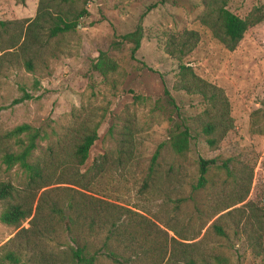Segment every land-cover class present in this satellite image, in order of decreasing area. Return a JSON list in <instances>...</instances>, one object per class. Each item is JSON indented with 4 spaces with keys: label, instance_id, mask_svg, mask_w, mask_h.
Masks as SVG:
<instances>
[{
    "label": "rangeland",
    "instance_id": "obj_1",
    "mask_svg": "<svg viewBox=\"0 0 264 264\" xmlns=\"http://www.w3.org/2000/svg\"><path fill=\"white\" fill-rule=\"evenodd\" d=\"M37 3L0 0V133L28 123L40 131L37 143L43 148L70 125L73 115L91 117L98 121L97 137L81 166L85 169L109 152L112 136L125 129L132 144L130 160L119 168L109 165L92 191L158 221L177 205V225L186 234L197 230L204 211L208 214L217 202L242 192V185L247 188L245 199L232 206L238 210L222 217L226 235L217 238L218 248L225 264H264V253H252L241 224L250 213H264V20L249 26L235 48L227 50L200 22L201 0H89L86 14L72 30L46 39V24H39L36 32L41 43L47 42L20 49L24 21L35 17ZM227 7L244 18L254 7L262 9L264 0H228ZM48 9L54 11L50 5ZM183 29L195 30L199 39L182 62L222 88L232 127L215 149L197 135L190 139L185 157H176L164 143L173 122L203 108L199 95L172 88L178 61L164 51V40L166 33ZM132 31H138V47L131 55L132 41L121 36ZM11 42L16 45L8 48ZM27 56L32 57V71L23 66ZM107 60L113 69L107 68ZM160 143L164 144L151 162ZM200 158L215 161L208 167L205 186L194 190ZM178 162L179 180L175 187L166 185L165 168ZM19 176L16 166L0 171V178L13 183ZM144 181L148 186L144 187ZM21 225L27 226V220ZM14 232L0 222V245ZM67 247L65 233L60 231L53 241L22 250L21 261L61 264V251ZM96 262L117 264L103 254ZM0 264L10 263L0 260Z\"/></svg>",
    "mask_w": 264,
    "mask_h": 264
},
{
    "label": "trees",
    "instance_id": "obj_2",
    "mask_svg": "<svg viewBox=\"0 0 264 264\" xmlns=\"http://www.w3.org/2000/svg\"><path fill=\"white\" fill-rule=\"evenodd\" d=\"M88 1L38 0L35 17L24 21L26 27L19 48L25 50L33 42L37 46L47 42L41 43L36 32L39 24H46V39L72 30L77 20L86 14L85 4ZM201 2L200 22L227 50L235 48L249 26L264 20V7H254L241 18L228 9V0ZM49 5L54 8L53 12L49 11ZM121 37L132 41V55L138 47V31ZM198 39L195 30L183 29L166 33L164 40V51L178 61L172 88L197 94L203 103V108L193 116H180L178 121L173 122L164 143L176 157H185L190 139L197 135L208 148L215 149L232 127L229 102L222 88L203 79L187 62H182ZM15 45L11 42L8 48ZM31 58L27 56L23 59L27 71L33 68ZM107 62V68L113 69L112 61ZM97 126L98 121L91 117L79 119L78 114L73 115L70 125L43 148L37 143L41 138L40 131L28 123L16 124L0 133V171L6 172L16 166L20 174L17 183L0 178V222L15 230L0 245V260L25 264L21 261L22 250L38 247L44 241H53L61 231L65 233L68 245L61 251L64 256L61 264H98L96 257L99 254L117 264H225V257L217 243V238L226 235L221 219L232 210L239 209L232 206L245 199L247 188L239 185L242 192L217 202L208 214L204 211V219L197 230L186 234L177 225V205L158 221L92 191L96 179L108 170L109 165L123 167L132 156L128 132L120 130L112 136L111 150L100 154L88 167L81 169L97 137ZM164 143L157 146L151 162H154L158 149ZM37 148L40 153L35 155ZM214 161V158L198 159L194 190L205 186L208 167ZM180 169V162L169 163L164 170V183L175 187ZM243 179L244 176L242 182ZM143 185L148 186V182L144 181ZM167 201H170L169 197ZM194 209L202 213L195 204ZM250 217L253 219H248ZM245 219L241 223L245 240L252 253L258 256L264 253V213H250ZM25 220L28 225L22 226ZM202 228L204 231L199 236Z\"/></svg>",
    "mask_w": 264,
    "mask_h": 264
}]
</instances>
